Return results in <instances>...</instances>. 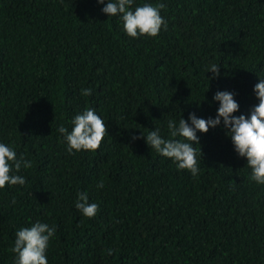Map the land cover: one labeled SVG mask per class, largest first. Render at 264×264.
Instances as JSON below:
<instances>
[{
	"label": "trees",
	"instance_id": "trees-1",
	"mask_svg": "<svg viewBox=\"0 0 264 264\" xmlns=\"http://www.w3.org/2000/svg\"><path fill=\"white\" fill-rule=\"evenodd\" d=\"M162 2L167 28L131 38L96 0H0V140L33 164L24 185L0 190V264L36 219L56 226L48 264H264V186L221 127L198 133L197 177L130 139L156 126L166 135L169 117L214 116L217 89L236 92L243 113L258 102L264 0ZM85 107L107 132L96 151L69 154L57 128ZM77 191L96 216L74 207Z\"/></svg>",
	"mask_w": 264,
	"mask_h": 264
},
{
	"label": "clouds",
	"instance_id": "clouds-1",
	"mask_svg": "<svg viewBox=\"0 0 264 264\" xmlns=\"http://www.w3.org/2000/svg\"><path fill=\"white\" fill-rule=\"evenodd\" d=\"M102 5L101 12L108 17H115L121 24L125 35L131 38L156 37L162 27L167 28V21L161 15L166 8L162 0L153 3L152 0H96ZM221 65L207 62L204 65L209 80L220 77ZM258 82L253 86V94L257 103L251 105L247 113L240 112V104L235 99L236 92L228 89H217L209 105L216 104L215 115L207 118L189 112L187 118L169 117L165 122L166 135L159 126L150 128L147 132H131L130 139L135 141L143 138L149 149L162 157L169 158L177 171L186 170L192 177L200 174V137L198 133H207L210 128L221 127L230 139L233 151L238 157L246 160L248 179L257 185L264 186V75L256 73ZM84 95H89L91 89H82ZM200 106V103H197ZM239 113V114H237ZM71 128L61 123L57 128L59 138L69 154L80 151H96L107 132L102 116L92 107H85L77 112L68 122ZM148 128V127H146ZM136 129V128H133ZM32 161L23 153L18 155L13 142L0 140V190L5 187L24 185L26 178L20 175L21 169H29ZM104 182L97 183V188H103ZM74 207L85 218L96 216L99 205L89 201L87 191H77ZM56 226L41 219H36L29 226H21L15 232L11 247L12 264H48L47 250L50 240L55 236ZM111 256L113 249L108 248Z\"/></svg>",
	"mask_w": 264,
	"mask_h": 264
}]
</instances>
